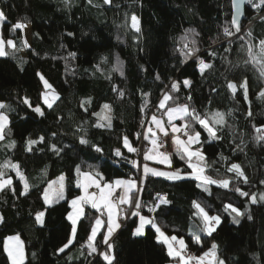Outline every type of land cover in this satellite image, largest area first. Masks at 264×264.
Here are the masks:
<instances>
[{
	"label": "trees",
	"instance_id": "16d2710c",
	"mask_svg": "<svg viewBox=\"0 0 264 264\" xmlns=\"http://www.w3.org/2000/svg\"><path fill=\"white\" fill-rule=\"evenodd\" d=\"M0 10L7 17L2 36L16 44L14 49L7 47L8 56L0 57V102L9 106L2 109L9 124L5 138L0 140V172L5 174L3 178L13 180L15 189V193L8 188L0 191V215L4 218L0 222V264H11L5 251L11 236L23 241L24 264H107L99 254L107 249L103 243L106 226L94 241L97 253L89 255L91 226L97 216H102L90 205L85 206L73 243L64 252L57 251L71 238V222L67 220L70 200L81 195L77 167L81 173L99 174L103 183L143 178L139 187L142 191L133 193V205L138 197L140 214L153 218L167 235L183 239L186 251L196 252L197 257L215 243L225 264H264V203H250L251 195L259 197L264 193V142L256 140V129H264V97L260 95L264 92V76L248 52L251 45L254 54L260 53L264 7H247L242 31L231 37L223 31L225 27L233 31L231 0H113L112 5H104L103 0H93L91 5L88 0H0ZM132 14L140 19V33L130 27ZM17 22L27 27L13 30ZM185 44L199 51L186 58ZM200 60L213 64L203 76L199 73ZM37 73L43 74L60 95L54 110H46L45 117L22 103L28 97L33 105H43L44 87ZM157 73L159 80L155 78ZM184 79L192 82L191 87L181 83L180 90L171 93L173 98L167 107L155 115H164L168 108L184 104L203 117L224 114L225 123L216 126L221 139H210L198 123L191 122L193 131L201 133L195 147L206 157L205 174L217 181H232L229 189L208 185L211 195L197 188L198 182L193 180L170 181L151 173L143 176L142 170L130 162L133 153L122 143L124 136L135 148L147 142V112L156 108L162 93L169 91L173 82ZM244 79L248 82L247 99L239 88ZM229 82L237 84L235 95L227 87ZM119 91L124 92L123 97ZM89 98L91 103L81 107V102ZM104 104L111 108V128L96 127L107 124L101 119L106 111ZM137 133L141 134L139 139ZM40 136L45 138L44 143L28 151L27 141ZM81 137L89 144H81ZM52 144L63 149L59 155L51 151ZM94 146L103 151L97 153ZM118 148L123 157L114 155ZM170 158V168L182 173L191 171L176 150ZM232 163L241 166L248 183L236 180L235 174L227 171ZM12 164L19 165V172L28 182L26 195H20L24 182ZM62 175L66 199L45 204L43 191ZM234 187L250 196L241 197ZM157 193L171 203L150 212ZM193 201L210 215L221 216L222 223L211 236L201 231L203 224L194 215ZM229 203L245 212L238 225L224 210ZM40 211H45L43 226L35 222ZM249 214L251 220L247 218ZM138 221V216L128 217L109 241L115 257L112 264H177L168 255L166 245L157 241L151 225L143 236L133 235ZM193 233L200 236V243L194 241Z\"/></svg>",
	"mask_w": 264,
	"mask_h": 264
},
{
	"label": "snow or ice",
	"instance_id": "6c2138e0",
	"mask_svg": "<svg viewBox=\"0 0 264 264\" xmlns=\"http://www.w3.org/2000/svg\"><path fill=\"white\" fill-rule=\"evenodd\" d=\"M93 0H88V4H92ZM244 0H233V4L236 8V15H234L231 19V24L234 26V30L230 31L228 27L223 29L225 35L231 37L240 33L242 31L241 24L239 21L240 15V5L243 3ZM247 3L251 5L253 8L260 9L264 7V0H259V3H256L255 0H247ZM104 5H112L113 0H103ZM98 7L100 5H97ZM7 20V17L3 10H0V27L4 24ZM130 27L136 33L141 32L140 27V19L135 14H132L130 17ZM125 23L127 24L128 21L126 20ZM27 24L22 22H17L12 25V29H25ZM68 35H73V33H68ZM248 35L250 36L251 33L249 32ZM186 39V37H185ZM195 44V40L192 41ZM25 46L30 47L27 44V40H24ZM7 47H12L13 49L16 47V44L13 40L7 39L5 40L2 35H0V57H6L9 53L6 51ZM184 48L187 49V52L184 55L190 57L194 55L197 51V48H189L187 44L184 45ZM225 51H230V49H225ZM249 55L252 57V62L256 63L260 67L261 76H264V40L260 41V53L259 55L254 54L252 52V47L249 45L248 48ZM71 57H75L76 53H69ZM210 56H214L215 53H209ZM213 68V64L210 62H205L204 60H200L199 62V73L201 76L204 75L206 70H210ZM123 75V72L120 73ZM39 79L43 83L44 91L42 96V104L45 107H42L40 103L33 105V103L29 100L28 97H24L22 99V103L27 106V108L31 109L33 113L40 117H45L46 110H54V104L56 101L60 100L59 93H56L53 89V86L49 83V81L44 77L43 74L37 73ZM155 78L157 80L160 79L159 74L157 73ZM181 83L185 88H190L192 82L189 79H184L182 82L176 81L173 82L170 86V90L162 93V98L160 99L159 104L156 106L159 109H165L167 107V102L171 100L173 97L171 95L172 92H176L180 90ZM227 87L231 90L233 95L237 92V84L229 82ZM239 88L243 90L244 98L247 99L248 96V82L247 79H244L240 82ZM114 91L116 89L114 88ZM49 92L52 94L49 95ZM119 96L123 97L124 92L119 91ZM142 95L147 96L149 93H142ZM261 97H264V92L260 93ZM188 99L190 100L191 97L189 96ZM85 103H91L90 98L87 101L81 102V107H84ZM9 107L6 103L0 102V109H5ZM103 108L111 111L110 105L104 104ZM87 111V108L84 109ZM94 115L100 116V113H94ZM165 115L167 116V123L171 125V132L173 134V143L176 145L177 154L180 156L182 160L187 161V167L191 169L190 172L182 173L180 170L176 171H158L155 168H150L147 164L143 165V176H147V174L151 173L153 176L164 177L170 181H182V180H193L196 183V187L200 188L202 191L207 192L211 195V192L208 188L210 184H216L218 187L229 189L232 181L230 179L224 180H214L210 176L205 174L206 168L208 164L206 162V157L200 148L193 149L192 145L200 143L201 133L199 131H193L191 127V122L198 123L199 126L208 133V137L210 139H221L218 136V128L217 125H223L225 123L224 114L220 112H216L212 115L211 118L203 117L195 109H190L188 104H184L178 107L168 108ZM248 115L251 116V111L248 112ZM190 118V119H189ZM62 119V117H61ZM101 119L106 120L107 124H97L96 127H108L111 128L112 121L110 115H103ZM175 119L186 120L181 126H177L173 123ZM9 123L8 116L4 114V112L0 111V140L5 138V128ZM151 124L155 125V130L151 125L147 127V133L145 135V139L151 137V144L152 148L149 149L148 152L144 154V160H156L161 164H168L169 167L171 166V158L167 153L159 152L158 147H162L163 144L158 145V140L160 137L157 135L162 134L163 137L169 136V129L165 126V123L162 119L157 118L156 115L151 116ZM257 135L256 140L258 142H264V129L257 128L256 129ZM187 139H182L181 134ZM53 136L56 134L53 133ZM140 133L136 134V138H140ZM45 138L40 136L38 140L29 139L27 141V150L32 151V146L38 143H44ZM80 143L87 145L89 141L83 137L80 138ZM123 147L127 149L130 153H135L138 151L135 147H133L128 139L127 136L122 138ZM15 142L13 141L12 146H14ZM51 151L55 154L59 155V153L63 150L58 148L55 144L50 146ZM94 149L97 153L103 151L102 148L99 146H94ZM114 155L116 157H123L122 151L118 148L115 150ZM223 159V157H222ZM134 167L139 168L140 165L136 160L130 161ZM4 167H9V165H5ZM11 168L17 172L21 181L24 182L23 191H21L20 195H26L29 185L24 177L23 174L19 172V165L12 164ZM228 172H232L235 174V179L240 181L242 180L243 183H248V178L245 175L244 171L242 170L241 166L236 163H232L230 167L227 169ZM76 172L78 175L83 176V182L77 181V186L83 188L84 194L74 198L71 201V207L73 209L72 212L68 213L67 220L71 222V238L68 239L67 243H65L62 247H59L57 251L64 252L66 248L73 242V240L77 236V224L79 219L84 214V206L90 205L91 209L97 211V213L101 215H106L107 217V234L103 238V243L107 245V249L102 253H99L104 261H107V264H112L113 260L115 259L114 255L111 252L112 244L109 243V239L112 237L113 232L115 229L120 227L118 223V216L120 215V205H129L134 206L136 211H133L131 215L139 217V225L135 228L133 235L135 236H143L145 234V227L147 225H151L155 232L158 234L156 239L161 244L167 246V252L170 257H173L177 264H225V261L218 256V245L213 243L211 248L208 251H205L203 255L196 257L192 255H186V244L183 239H179V248L174 247L173 242L177 241V237L175 236H168L166 233L156 225L153 218L146 217L140 214L139 209L142 207L139 198L137 197L134 205L133 200L130 196L133 189L138 192L142 191V189L137 187V182L135 180H116L115 184L104 183L101 184V179H98L97 176L99 174L93 175L90 172L81 173L79 167L76 168ZM5 174L0 172V191H3L5 188L13 191L15 193V189L12 187L13 180L11 178L2 179ZM143 180V178H142ZM141 180V182H142ZM64 177L61 176L59 178V186L55 192H52V185L49 184L48 189L43 191V201L45 204H49L53 199L56 201L63 199V188H64ZM264 184V180L261 181ZM90 187H95L98 191L97 192H89ZM123 187V194L117 197L115 200L112 199L114 195V188ZM236 193H238L241 197H249L250 193L247 191H243L240 187H234L233 189ZM171 203L167 200L166 196H162L160 193L156 194V202L153 204L152 207L149 208L150 212H155L159 210L161 205H167ZM251 204H258L264 203V193H262L259 197L256 195H251L250 197ZM193 208L196 210L194 215L199 217L202 221L203 227L201 228L202 232H205L208 236H211L222 223L220 215H210L208 211L197 201H193ZM225 212H227L232 219L234 224H240V217L245 215V212H242L239 208L235 207L233 204L229 203L224 206ZM250 211V210H246ZM44 216L45 211H40L35 215V222L43 226L44 224ZM127 218V216H125ZM249 220L252 219V216L249 214L247 216ZM3 216L0 215V222H3ZM103 226L102 220L97 216L94 219V223L91 226L90 235L88 237L87 247L90 249L89 255L93 253H97V247L94 244V241L97 237L99 229ZM193 239L196 243H200V236L196 233H193ZM5 251L7 252V256L11 261V264H24L25 260V252L23 241L20 240L19 236L9 237L8 243L5 244Z\"/></svg>",
	"mask_w": 264,
	"mask_h": 264
},
{
	"label": "rangeland",
	"instance_id": "374dc122",
	"mask_svg": "<svg viewBox=\"0 0 264 264\" xmlns=\"http://www.w3.org/2000/svg\"><path fill=\"white\" fill-rule=\"evenodd\" d=\"M1 28L2 27H0V35H2V32H1ZM28 29V28H27ZM26 29V31H28L29 33L27 34V32H25V34H26V36H27V38L28 39H30V31L29 30H27ZM27 39V40H28ZM6 51H7V48H6ZM44 91H46V89H44ZM44 91H43V93H44ZM56 92V91H55ZM57 93V92H56ZM52 93L51 92H49V95H51ZM42 107H44V105H41ZM179 106H182V105H179ZM176 107H178V106H176ZM0 111H2V109H0ZM166 111L167 110H165V112H164V114L166 113ZM3 112V111H2ZM4 114H6L5 112H4ZM7 115V114H6ZM103 115H109V113H108V110H106L105 111V113L103 114ZM157 116V118H162L163 117V115H156ZM9 119V118H8ZM180 121V119H175L173 122H174V124L175 125H177V126H181V125H183L184 124V122H182V123H180L179 122ZM150 122H151V118H150ZM9 124V123H8ZM8 126V125H7ZM153 129L155 130V128H154V126H153ZM182 134V133H181ZM181 134H179V135H181ZM167 138H169L170 140H171V143H172V149H173V152H174V150H175V145H174V143H173V134H172V132H170L169 131V136L167 137ZM182 139H187V137H185V136H183V137H181ZM147 144H148V148L145 150V152H144V154L146 153V152H148L149 151V149H151L152 148V144H151V141L150 142H148L147 141ZM158 145H159V142H158ZM158 151L160 152V147H158ZM143 157H144V155H143ZM144 164H147L150 168H155L156 170H158V171H176L175 169H172V168H170L169 167V165L168 164H161V163H159V162H157L156 160H144V158L142 159V161L141 162H139V165H140V169L142 170V173H143V165ZM171 164H172V159H171ZM181 171V170H180ZM182 172V171H181ZM84 173V172H83ZM63 177H64V181H63V183H64V188H63V199H60V200H58V201H56L55 199H53L50 203H49V205L50 204H54V203H57V202H60V201H62V200H64V199H66V182H65V176L64 175H62ZM61 177V176H60ZM60 177H58L57 179H55V180H53L52 182H50L49 184H51L52 185V189H51V191L52 192H55L57 189H58V186H59V178ZM81 177H83L82 175L80 176V179H81ZM2 179H8V178H3L2 177ZM83 179V178H82ZM99 179V178H98ZM83 182V181H82ZM136 182H137V187L139 188L140 187V184H141V181H140V179H138V180H136ZM103 182L101 181V184H102ZM105 183H110V182H105ZM110 184H112V183H110ZM49 186V185H48ZM48 186L45 188V190L46 189H48ZM94 189V188H93ZM96 189V188H95ZM92 190V189H91ZM98 190L96 189V192H97ZM89 192H90V188H89ZM92 192V191H91ZM84 194V192H83V188H82V191H81V195H83ZM81 195H79V196H81ZM78 197V196H77ZM134 197H136V196H134ZM76 198V197H75ZM74 199V198H73ZM73 199H71L70 200V207H71V201L73 200ZM134 199V198H133ZM86 206V205H85ZM85 206H84V209H85ZM124 206H126V205H124ZM126 207H128V206H126ZM130 207H128V209H129ZM122 209V208H121ZM123 210V209H122ZM134 210V208H133V206H132V208L131 209H129V210H126V211H122L121 212V217H120V227L121 226H123L124 225V223H125V221H126V219L129 217V216H131L130 214L132 213V211ZM73 211V209H72V207H71V209H70V212H72ZM128 211H130V213H128ZM69 212V213H70ZM124 215V216H123ZM125 216H127V218H125ZM124 217V218H123ZM81 219V218H80ZM80 219H79V221H80ZM79 221H78V223H79ZM123 223V224H122ZM77 226H78V224H77ZM119 227V228H120ZM74 241V240H73ZM73 243V242H72ZM71 243V244H72ZM187 253H190L189 251H186L185 252V254L187 255Z\"/></svg>",
	"mask_w": 264,
	"mask_h": 264
},
{
	"label": "built area",
	"instance_id": "2783aa9c",
	"mask_svg": "<svg viewBox=\"0 0 264 264\" xmlns=\"http://www.w3.org/2000/svg\"><path fill=\"white\" fill-rule=\"evenodd\" d=\"M248 7L252 8L253 10H257L256 8H253L251 5L248 4ZM158 111V108H154L150 111L147 112L146 114V118L144 120V129H146L147 125H149V121H150V118L151 116ZM160 139L158 140L159 144H163L162 147H160V152H163V153H167L169 156H171V154L173 153V149H172V143H171V140L167 137H163L162 134H157ZM181 137H183V135L181 134ZM148 148V144L147 142L145 141H142L141 144H139L136 149H138L137 152L133 153V158L131 160H136L138 163L142 161L143 159V155H144V152L145 150ZM92 192H96V189H92L91 190ZM121 192H122V189L121 188H116L114 190V195H113V199L115 200L117 197L121 196ZM121 208L126 211L128 210V207L124 206V205H121ZM121 209V211H123ZM133 212V211H132ZM125 225V223H124ZM196 252H193V253H187V255H192V256H196ZM197 257V256H196Z\"/></svg>",
	"mask_w": 264,
	"mask_h": 264
},
{
	"label": "crops",
	"instance_id": "0c3cea01",
	"mask_svg": "<svg viewBox=\"0 0 264 264\" xmlns=\"http://www.w3.org/2000/svg\"><path fill=\"white\" fill-rule=\"evenodd\" d=\"M27 30H29V29H27ZM25 32H27V34L29 33L28 31H26L25 30ZM28 39V38H27ZM30 39H28V41H29ZM163 121H164V123H165V126L166 127H168V129H169V131L171 132V125H169L168 123H167V116L164 114L163 115V117L161 118ZM174 123V122H173ZM149 125H151L152 127L154 126V128H155V125L154 124H151V122H150V124ZM146 133H147V131H146ZM147 141L148 142H150L151 141V137H149L148 139H147ZM175 145V144H174ZM192 147H193V149H196L197 147H195V144L194 145H192ZM175 150H176V145H175ZM83 177H81V179H80V182H82L83 181V179H82ZM98 178V177H97ZM130 180V179H129ZM102 181V180H101ZM125 181H127V180H125ZM103 182V181H102ZM105 183V182H104ZM104 183H102V185L104 184ZM110 183H112L113 185L115 184V181L114 182H110ZM81 188V187H80ZM93 188H95V187H90V190L91 189H93ZM121 189H122V192H121V195L123 194V187H120ZM116 188H114V190H115ZM81 191H82V188H81ZM134 191H135V189H133V191H132V193H130V196H131V198L133 199V193H134ZM112 199H113V197H112ZM114 200V199H113ZM126 206H129V205H126ZM120 217H121V205H120V215L118 216V223L120 222ZM146 217H148V216H146ZM101 220H102V222H103V226L99 229V231H98V234H97V236L99 235V233L103 230V228L106 226V232H105V235L107 234V217H106V215H102V216H100L99 217ZM120 224V223H119ZM138 225H139V221H138ZM157 225V224H156ZM147 226H149V225H147ZM146 226V227H147ZM158 226V225H157ZM145 227V228H146ZM119 229V228H118ZM118 229H115L114 230V232H113V235H112V237L115 235V233L118 231ZM158 235V234H157ZM167 235V234H166ZM169 236V235H168ZM11 237H14V236H11ZM112 237L109 239V241L112 239ZM171 237V236H170ZM9 238V237H8ZM8 238H7V240H6V243H8ZM97 238V237H96ZM21 240V239H20ZM96 240V239H95ZM178 238H177V241H174L173 242V244H174V247H176V248H179L180 246H179V243H178ZM24 246V245H23ZM167 247V246H166ZM24 252H25V249H24ZM203 255V254H202ZM25 259H26V256H25ZM25 261V260H24Z\"/></svg>",
	"mask_w": 264,
	"mask_h": 264
},
{
	"label": "water",
	"instance_id": "95a60500",
	"mask_svg": "<svg viewBox=\"0 0 264 264\" xmlns=\"http://www.w3.org/2000/svg\"><path fill=\"white\" fill-rule=\"evenodd\" d=\"M248 7V3H247V0H244L243 3H241L240 5V12L242 13V15H240V18H239V21H240V24H241V28H242V24L245 20V16H246V8ZM231 11H232V16H231V19L234 15H236V8L233 4V0H231ZM233 27V30H234V26L232 25ZM238 34V33H237Z\"/></svg>",
	"mask_w": 264,
	"mask_h": 264
},
{
	"label": "bare ground",
	"instance_id": "6f19581e",
	"mask_svg": "<svg viewBox=\"0 0 264 264\" xmlns=\"http://www.w3.org/2000/svg\"><path fill=\"white\" fill-rule=\"evenodd\" d=\"M149 211V210H148ZM131 215V214H130ZM124 216V215H123ZM130 217V216H129ZM124 218V217H123ZM123 224V223H122ZM193 253V252H192Z\"/></svg>",
	"mask_w": 264,
	"mask_h": 264
}]
</instances>
